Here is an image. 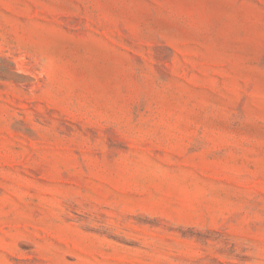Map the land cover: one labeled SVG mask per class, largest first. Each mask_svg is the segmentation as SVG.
Here are the masks:
<instances>
[{
  "label": "rangeland",
  "instance_id": "374dc122",
  "mask_svg": "<svg viewBox=\"0 0 264 264\" xmlns=\"http://www.w3.org/2000/svg\"><path fill=\"white\" fill-rule=\"evenodd\" d=\"M0 264H264V0H0Z\"/></svg>",
  "mask_w": 264,
  "mask_h": 264
}]
</instances>
